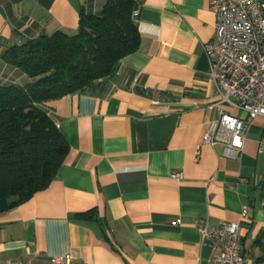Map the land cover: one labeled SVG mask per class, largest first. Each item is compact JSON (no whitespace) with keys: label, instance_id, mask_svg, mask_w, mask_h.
I'll use <instances>...</instances> for the list:
<instances>
[{"label":"crops","instance_id":"1","mask_svg":"<svg viewBox=\"0 0 264 264\" xmlns=\"http://www.w3.org/2000/svg\"><path fill=\"white\" fill-rule=\"evenodd\" d=\"M104 2L0 0V85L31 81L2 58L6 47L74 34L79 11ZM136 21L139 47L106 92L45 103L69 150L45 189L0 214V264L65 255L70 264H211L219 250L198 227L222 221L241 224L243 264H264V117L247 122L235 157L224 132L203 143L219 118L204 51L215 24L208 0H141ZM90 210L92 219L75 216Z\"/></svg>","mask_w":264,"mask_h":264},{"label":"trees","instance_id":"2","mask_svg":"<svg viewBox=\"0 0 264 264\" xmlns=\"http://www.w3.org/2000/svg\"><path fill=\"white\" fill-rule=\"evenodd\" d=\"M140 4L105 0L96 14L79 11L74 34L56 30L2 51L31 81L0 85V214L49 185L69 147L45 103L74 92H106L120 60L139 47Z\"/></svg>","mask_w":264,"mask_h":264},{"label":"built area","instance_id":"3","mask_svg":"<svg viewBox=\"0 0 264 264\" xmlns=\"http://www.w3.org/2000/svg\"><path fill=\"white\" fill-rule=\"evenodd\" d=\"M208 7L215 24L204 51L209 80L216 94L211 107L217 110L219 118L203 135V143L212 144L220 139L218 133L224 132L228 137L225 154L235 157L243 147L247 122L264 117V0H208ZM224 106L240 111L243 116L227 114ZM258 149L264 151V137ZM173 177L181 179V174L174 173ZM246 216L243 209L241 217ZM198 231L202 241L219 250L211 264L244 263L239 222L201 223ZM53 261L70 264L71 257H54Z\"/></svg>","mask_w":264,"mask_h":264}]
</instances>
